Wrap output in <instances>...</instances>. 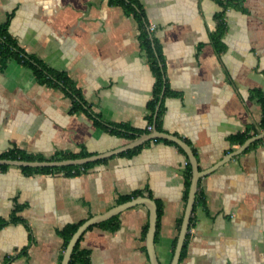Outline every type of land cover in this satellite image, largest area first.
<instances>
[{
    "label": "crops",
    "instance_id": "1",
    "mask_svg": "<svg viewBox=\"0 0 264 264\" xmlns=\"http://www.w3.org/2000/svg\"><path fill=\"white\" fill-rule=\"evenodd\" d=\"M137 2L142 21L109 0H0V24L28 54L65 72L84 105L73 111L74 99L62 88L0 58V155L17 148L46 160L67 152L92 156L140 136L130 140L98 126L94 115L104 125L157 128L185 140L201 171L243 144L231 136L256 135L263 116L264 0ZM147 30L161 51L168 87L152 130L148 103L157 78L143 44ZM178 147L152 139L132 155L100 158L73 175L0 168V218H18L0 228V264H61L67 246L60 230L137 192L160 205L155 249L159 262L170 264L187 202L189 158ZM149 214L141 204L91 226L80 244L89 264H151ZM192 217L179 264H264V138L200 178Z\"/></svg>",
    "mask_w": 264,
    "mask_h": 264
},
{
    "label": "trees",
    "instance_id": "2",
    "mask_svg": "<svg viewBox=\"0 0 264 264\" xmlns=\"http://www.w3.org/2000/svg\"><path fill=\"white\" fill-rule=\"evenodd\" d=\"M112 4H117L122 7H124L128 12H132L139 20L142 21L143 19V10L141 9L140 5L138 4L137 0H109ZM224 6V4H223ZM226 6V5H225ZM222 19V18H221ZM147 29H149V23H146ZM151 32L149 30L145 31L143 34V44L147 51V55L149 57V61L151 64V67L153 68V71L155 73V76L157 78L155 89H154V95L151 101L148 103V109L149 113L147 115L149 125H156L158 127L161 114H162V104H160L162 100V92L165 88V91L167 92V85L164 81V70L161 66L162 59H161V51L158 47V44L156 43V40L151 37ZM0 58L3 63H6L10 59H15L19 61L20 63L26 65L27 67H30L35 75L37 76L38 80L43 83L50 86L60 87L62 88L66 93H68L70 96L74 99V105H73V111H80L84 108V105L81 101V96L79 90L74 85L73 81L68 77V75L65 72L56 71L52 68H50L46 63H44L42 60L36 58L35 56L28 54L19 44L17 43L16 39L13 38L8 30H7V24H0ZM259 101L262 105L263 110V116L261 123L259 125V129L256 127L253 129V133L257 134L260 130H264V94L258 93ZM160 104V105H159ZM159 106V107H158ZM95 123L98 126H102L106 129H110L112 132L120 134L125 136L126 138L132 140L137 138L139 135L143 133H147V129H135L129 125L123 124V125H104L100 118L96 115H94ZM252 133L249 132H243L238 133L233 136H231L230 140L233 143H244ZM143 145H140L136 148L129 149L125 152H123V155H132L139 151L142 148ZM181 151H183L182 148L178 147ZM184 152V151H183ZM89 156L88 152L82 151L80 153H57L54 156L51 157L52 160H62V159H75L80 157ZM0 158L4 159H20V160H27V161H44L47 158L40 154H32L27 153L23 150L13 148L9 150L8 152H5L0 155ZM89 165V164H87ZM80 166V165H74V166H67V167H41V168H33V167H21L23 170L26 171H43L48 172L51 170H66L67 174H78L80 172V169L87 166ZM7 165H0V168L5 169L7 168ZM186 177H187V183H186V193H185V201L188 199V193L189 188L191 184V177H192V166L190 162L187 163L186 167ZM139 196L141 195L140 192L135 193L133 196ZM133 196H123L120 199V202H125L133 198ZM158 205V204H157ZM20 207H17V210H19ZM161 216V208L160 205H158V221ZM115 218V217H114ZM114 218L109 219L108 221L104 223H109ZM181 217L178 221V231H180L181 224H182ZM18 218L14 216L10 221L0 218V228L7 225L10 222L17 221ZM157 221V224H158ZM82 224V222L78 223H71L64 227L62 230H60V235L64 238L65 246L68 245V242L74 232L78 229V227ZM193 224V217H191L190 227ZM148 229V225L146 227V231ZM84 235V234H83ZM83 235L81 236L80 240L78 241L73 255L72 259L70 261V264H89V250L82 249L81 248V240L83 238ZM188 234L184 243V247L181 253V258L184 257L186 252V247L188 243ZM177 244V238L174 241V247Z\"/></svg>",
    "mask_w": 264,
    "mask_h": 264
},
{
    "label": "water",
    "instance_id": "3",
    "mask_svg": "<svg viewBox=\"0 0 264 264\" xmlns=\"http://www.w3.org/2000/svg\"><path fill=\"white\" fill-rule=\"evenodd\" d=\"M264 138V130L256 134L254 136L249 137L238 149L231 152L221 163L218 165H215L211 167L210 169L201 171L199 169L198 161L195 156V153L191 146L183 139L170 135L167 133H163L159 131L157 128H154L153 131L145 134H141L137 139L129 142L128 144L122 146L121 148L114 150L109 153L105 154H98V155H92L82 158H75V159H62V160H44V161H27V160H20V159H4L0 158V165H8V166H23V167H65V166H74V165H83L89 162H93L95 160H98L103 157H107L112 154H118L124 151H127L129 149L136 148L140 145H143L149 140L152 139H165L169 140L171 142H174L178 146H180L185 153L187 154L189 158V162L192 166V178H191V184L189 188L188 193V199L186 202V207L182 219V224L180 228V232L177 238V244L175 246L173 258L170 264H179L181 259V253L184 247V243L187 237V234L189 232L190 228V222L192 213L194 210V205L196 201V195L198 191L199 186V180L203 176L207 175L208 173L212 172L214 169L217 168L220 164L223 162L231 159L234 155H237L241 152H243L246 148H248L253 142L260 140ZM145 205L149 209V228L147 231V237H146V246L150 258L151 264H161L158 260L156 249H155V236L157 231V221H158V205L155 200H153L150 197L139 195L137 197H134L128 201H125L108 211L102 214H97L89 218L88 220L84 221L78 229L74 232L72 237L70 238L68 245L65 249L63 259L61 264H70V261L72 259V255L74 252V249L80 240L81 236L93 225L99 224L101 222H104L106 220H109L113 218L114 216L120 214L126 209H129L131 207L137 206V205Z\"/></svg>",
    "mask_w": 264,
    "mask_h": 264
},
{
    "label": "built area",
    "instance_id": "4",
    "mask_svg": "<svg viewBox=\"0 0 264 264\" xmlns=\"http://www.w3.org/2000/svg\"><path fill=\"white\" fill-rule=\"evenodd\" d=\"M156 29V25L155 24H150L149 25V30L152 32V31H154ZM148 129L149 130H152L153 129V126L152 125H149L148 126Z\"/></svg>",
    "mask_w": 264,
    "mask_h": 264
}]
</instances>
